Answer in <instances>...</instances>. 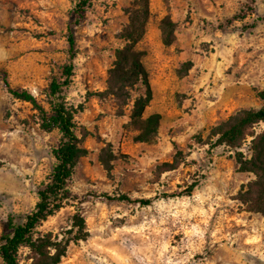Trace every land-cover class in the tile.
Returning <instances> with one entry per match:
<instances>
[{
	"label": "rangeland",
	"instance_id": "374dc122",
	"mask_svg": "<svg viewBox=\"0 0 264 264\" xmlns=\"http://www.w3.org/2000/svg\"><path fill=\"white\" fill-rule=\"evenodd\" d=\"M76 2L0 0V71L45 106L50 79L70 60L71 31L73 76L63 91L68 103L81 104L75 120L88 131L69 198L34 233L70 236L77 210L87 236L70 241L58 264H264V218L234 198L253 175L237 169L233 150L206 143L210 126L264 103L257 95L264 91V0H91L80 17ZM145 4L143 33L131 46L143 52L151 91L142 116L160 120L150 139L138 141L129 117L138 92L123 114L95 92L105 88L115 49L128 44L124 29L141 20ZM164 17L175 24L169 44L161 39ZM59 139L57 129L39 128L36 110L13 98L0 74V236L9 219L21 222L34 208ZM248 146L240 148L246 156ZM177 150L178 163L162 170ZM28 252L19 248L18 264L29 263Z\"/></svg>",
	"mask_w": 264,
	"mask_h": 264
},
{
	"label": "trees",
	"instance_id": "16d2710c",
	"mask_svg": "<svg viewBox=\"0 0 264 264\" xmlns=\"http://www.w3.org/2000/svg\"><path fill=\"white\" fill-rule=\"evenodd\" d=\"M91 0H77L75 12L80 17ZM146 4L141 20L131 18L130 24L124 29L123 36L128 44L114 51V59L107 69L106 86L103 90L95 92L99 98L107 96L113 98L117 106V114H123V106L128 104L132 92H138L132 99L129 117L136 124L139 132L135 135L138 141L150 139L157 131L160 115L151 113L142 116L147 105L151 91L147 80V72L142 64L143 52L131 46L143 33L146 19ZM264 18V17H263ZM174 22L168 17L161 20V39L164 44L172 41ZM70 60L63 64L59 76H53L48 83L46 94V106L25 88L10 86L5 71H0L1 78L7 91L13 98L26 101L36 110L39 128L44 131L57 129L60 133L58 145L52 149L55 163L45 184L37 190L38 200L34 208L25 215L21 222L8 220L7 232L0 236V257L3 264H18L17 254L21 246L28 248V264H58L65 255L66 247L70 241L77 242L85 239L87 230L85 219L79 211L72 215L71 226L75 232L70 236H59L57 233L46 231L34 233L35 227L48 216L52 215L69 198L70 191L67 182L70 179L79 157L87 153L82 140L88 131L82 125L77 124L75 115L82 107L74 106L66 101L64 88H66L73 76L74 40L71 31L66 36ZM189 61L183 63L186 69ZM257 95L264 100V91H258ZM262 124L259 131L255 130L257 124ZM248 142L249 155L246 156L240 150L243 143ZM210 147L223 145L234 152V160L239 171L250 172L253 176L242 183L235 194V199L244 210L258 213L264 218V103L260 106L241 107L220 120L208 129L207 142ZM177 150L174 155V163L164 162L162 170L170 169L178 163ZM101 160L107 163L102 156ZM188 192L193 187L188 185ZM110 197V196H106ZM117 199L129 200L125 194L114 196ZM141 204H149L150 198L138 200Z\"/></svg>",
	"mask_w": 264,
	"mask_h": 264
}]
</instances>
